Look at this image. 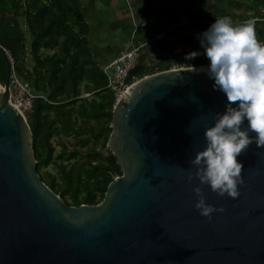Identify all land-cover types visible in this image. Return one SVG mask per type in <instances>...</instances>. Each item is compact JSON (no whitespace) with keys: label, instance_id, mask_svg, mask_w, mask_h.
Wrapping results in <instances>:
<instances>
[{"label":"water","instance_id":"obj_1","mask_svg":"<svg viewBox=\"0 0 264 264\" xmlns=\"http://www.w3.org/2000/svg\"><path fill=\"white\" fill-rule=\"evenodd\" d=\"M191 29L176 25L170 41L179 44ZM149 50L139 63L157 66L162 52L157 46L151 63ZM205 56L195 65H206ZM193 67L149 74L117 100L107 147L123 174L100 203L76 206L41 179L33 132L10 98L9 65L0 83V264H264V146L253 141L237 156L240 196L203 186L225 211L209 220L195 207L200 181L183 169L195 170L190 159L206 146L205 125L227 97Z\"/></svg>","mask_w":264,"mask_h":264},{"label":"trees","instance_id":"obj_2","mask_svg":"<svg viewBox=\"0 0 264 264\" xmlns=\"http://www.w3.org/2000/svg\"><path fill=\"white\" fill-rule=\"evenodd\" d=\"M166 29H148L146 40ZM255 29L258 39L264 40V22H255ZM90 39L83 0H0V83L5 84L13 61L18 75L40 95L26 114L38 172L76 206L100 203L109 184L123 174L107 147L117 100ZM180 45L169 39L158 43L160 63L150 67L139 63L131 74L144 77L195 64L185 60L189 50L177 52ZM207 63L208 59L199 62Z\"/></svg>","mask_w":264,"mask_h":264},{"label":"clouds","instance_id":"obj_3","mask_svg":"<svg viewBox=\"0 0 264 264\" xmlns=\"http://www.w3.org/2000/svg\"><path fill=\"white\" fill-rule=\"evenodd\" d=\"M197 37L200 49L186 53L185 60L206 55L209 62L192 64L191 70L206 72L214 80V89L227 97L224 110L215 113L214 123L205 125L206 146L190 159L195 170L183 169L190 181L199 179L194 187L198 196L195 207L211 220L213 212L225 208L208 202L203 186L210 185L222 196H240L244 165L237 156L253 141L264 146V40L257 37L255 20L237 23L229 16L215 17Z\"/></svg>","mask_w":264,"mask_h":264},{"label":"crops","instance_id":"obj_4","mask_svg":"<svg viewBox=\"0 0 264 264\" xmlns=\"http://www.w3.org/2000/svg\"><path fill=\"white\" fill-rule=\"evenodd\" d=\"M83 12L95 57L105 66L123 49L145 41L148 29L190 19L212 23L218 16L253 20L264 12V0H83ZM188 38L184 33L180 43Z\"/></svg>","mask_w":264,"mask_h":264},{"label":"built area","instance_id":"obj_5","mask_svg":"<svg viewBox=\"0 0 264 264\" xmlns=\"http://www.w3.org/2000/svg\"><path fill=\"white\" fill-rule=\"evenodd\" d=\"M255 22H264V12L254 17ZM211 22L206 20L190 19L184 20L179 23L167 27L166 30L157 33L153 37L143 42H138L130 47H127L119 52V54L112 59L108 64L103 66V72L108 78V87L114 92L116 100H118L126 90H128L133 84L139 81L143 77L138 75H132L131 72L139 64V58L142 51L151 44H158L164 40H170V31L176 25H190L192 26L191 34L185 43V47L181 45L178 47L177 52L186 50L200 49V42L197 37V33L207 28ZM12 64V72L10 76V88H11V101L19 108L26 116L33 107L34 99L40 95H36L31 87V84L21 78ZM195 65V64H194ZM193 65H181L174 66L173 68L188 67ZM29 69H32L29 66ZM147 76V75H146ZM145 77V76H144Z\"/></svg>","mask_w":264,"mask_h":264},{"label":"flooded vegetation","instance_id":"obj_6","mask_svg":"<svg viewBox=\"0 0 264 264\" xmlns=\"http://www.w3.org/2000/svg\"><path fill=\"white\" fill-rule=\"evenodd\" d=\"M187 32H188V31H187ZM157 46H158V44H151V45H149V46L146 47L147 50L150 49L149 52H148V54H149L148 62H151V63H152V62H155L156 60H158V57H154V54H155V52H156L155 49L157 48ZM158 47H159V46H158ZM146 48H145V49H146ZM145 49H144V50H145ZM205 59H208V58H207L206 56L202 58V60H205Z\"/></svg>","mask_w":264,"mask_h":264},{"label":"rangeland","instance_id":"obj_7","mask_svg":"<svg viewBox=\"0 0 264 264\" xmlns=\"http://www.w3.org/2000/svg\"><path fill=\"white\" fill-rule=\"evenodd\" d=\"M181 46H182V47H185V43H181ZM60 138H61V137L57 136V137H55V139H54V143H55V145H56L57 150L60 149V146H59V140H60ZM65 139H66V137H64V140H65ZM48 168H49V170L52 171L53 173L56 172L55 169H54V166H49Z\"/></svg>","mask_w":264,"mask_h":264}]
</instances>
